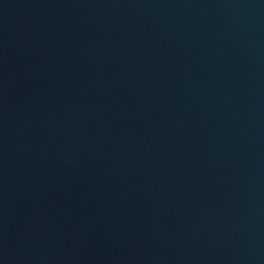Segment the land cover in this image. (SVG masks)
Instances as JSON below:
<instances>
[{"label":"water","instance_id":"water-1","mask_svg":"<svg viewBox=\"0 0 264 264\" xmlns=\"http://www.w3.org/2000/svg\"><path fill=\"white\" fill-rule=\"evenodd\" d=\"M0 264H264V0H0Z\"/></svg>","mask_w":264,"mask_h":264}]
</instances>
